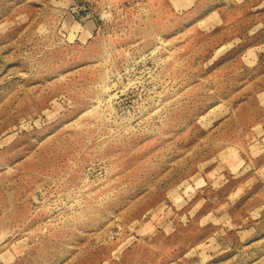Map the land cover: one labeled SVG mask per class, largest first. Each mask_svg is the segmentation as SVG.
I'll return each instance as SVG.
<instances>
[{"label":"rangeland","instance_id":"1","mask_svg":"<svg viewBox=\"0 0 264 264\" xmlns=\"http://www.w3.org/2000/svg\"><path fill=\"white\" fill-rule=\"evenodd\" d=\"M0 264H264V0H0Z\"/></svg>","mask_w":264,"mask_h":264}]
</instances>
